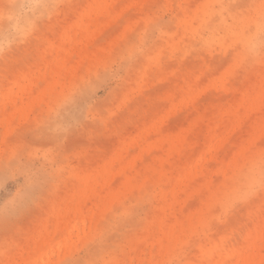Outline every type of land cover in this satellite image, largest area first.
Wrapping results in <instances>:
<instances>
[{"label": "rangeland", "instance_id": "obj_1", "mask_svg": "<svg viewBox=\"0 0 264 264\" xmlns=\"http://www.w3.org/2000/svg\"><path fill=\"white\" fill-rule=\"evenodd\" d=\"M0 264H264V0H0Z\"/></svg>", "mask_w": 264, "mask_h": 264}]
</instances>
